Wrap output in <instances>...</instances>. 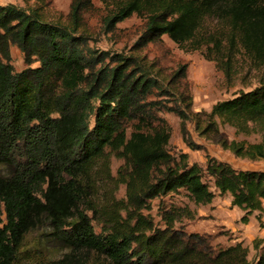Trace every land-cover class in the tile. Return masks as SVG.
<instances>
[{
    "label": "trees",
    "instance_id": "16d2710c",
    "mask_svg": "<svg viewBox=\"0 0 264 264\" xmlns=\"http://www.w3.org/2000/svg\"><path fill=\"white\" fill-rule=\"evenodd\" d=\"M101 1L111 2L105 31L134 13L143 17L135 45L167 35L180 46L208 47L226 65L239 45L264 67V0ZM91 7V0H72L69 21L60 23L35 7L0 4V165L8 170L0 175V264H264V250L249 257L239 242L223 247L185 230L179 222L193 211L163 201L182 190L195 205L207 204L216 189L244 210L246 221L264 207V170L238 169L213 156L204 167L186 153L175 157L167 149L169 127L157 115L174 111L188 145L191 120L237 156H264V75L209 111H192L186 90L168 104L156 96L177 92L186 65L164 81L136 54L89 46L81 26ZM208 18L223 27L199 37ZM11 45L27 65L20 70L10 62ZM219 123L238 133L254 129L261 139L227 140ZM111 156L122 159L115 175ZM156 198L162 225L143 212ZM42 228L30 245L28 234ZM90 253L101 261L89 263Z\"/></svg>",
    "mask_w": 264,
    "mask_h": 264
},
{
    "label": "rangeland",
    "instance_id": "374dc122",
    "mask_svg": "<svg viewBox=\"0 0 264 264\" xmlns=\"http://www.w3.org/2000/svg\"><path fill=\"white\" fill-rule=\"evenodd\" d=\"M91 1L92 7L82 14L81 26V30L88 36L89 46L125 54H136L147 63H152L153 69L164 81L179 66L186 65V75L180 79L177 92L170 95L156 96V98L163 99L168 104L174 102L181 91L186 90L191 98L190 109L192 111H209L216 101L231 98L239 90L246 91L258 85L264 75V67L253 62L239 45L230 54L228 65L224 63L225 58L219 60V63L212 59L208 47L192 48L191 44L180 46L167 35H163L160 39L148 42L141 47L135 45L143 30V17L134 13L118 22L114 30L105 31L102 18L111 6V2ZM6 3H13L26 8L35 7L45 18L53 22L67 23L72 0H0V4ZM217 27H223V25H220L214 19L208 18L204 21L198 36L202 37V35ZM225 55L228 58L229 53ZM10 57V62L15 70L27 66L24 63L21 51L14 45L10 46ZM36 64L37 62H33L31 65ZM157 115L163 117L169 127L170 137L167 149L175 157L180 153H186L187 160L190 163L196 162L204 167L206 157L213 156L230 163L238 169L264 170V156L256 158L237 156L229 149L222 148L215 141L197 132L191 120L186 122L188 135L192 142L191 145H188L182 137L180 119L174 111L163 109L158 111ZM218 126L221 136L227 140L234 139L249 144L258 142L261 139L260 134L254 129L248 133H238L229 124L219 123ZM121 164L122 159L111 156L110 170L113 175L116 174V170ZM7 171L4 165H0V175L6 174ZM209 184L211 189H214L211 180H209ZM214 192V197L207 204L195 205L182 190L163 197V201L174 205H187L193 211L192 217L182 218L179 223H182L183 228L187 231L208 235L213 244L226 247L239 242L248 248L249 257L260 250H264V207L261 211H252L247 220L244 221L242 219L244 210L232 205L228 194H219L216 189H214ZM124 193V184H119L116 196L122 198ZM158 201L157 198L151 200L150 209L143 212L149 213L155 223L162 225V220L157 213ZM179 223H176V225H179ZM94 228L98 230L96 223H94ZM43 231V228L31 231L27 236L29 244L32 245V243L38 241L40 233ZM58 255H61V252L52 254L55 257ZM97 261L101 260L90 253L89 263ZM103 264L107 263L104 262Z\"/></svg>",
    "mask_w": 264,
    "mask_h": 264
}]
</instances>
